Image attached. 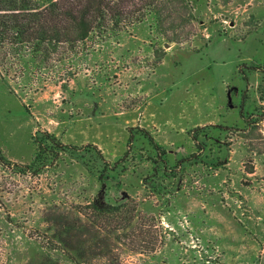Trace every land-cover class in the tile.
I'll use <instances>...</instances> for the list:
<instances>
[{
  "label": "rangeland",
  "instance_id": "1",
  "mask_svg": "<svg viewBox=\"0 0 264 264\" xmlns=\"http://www.w3.org/2000/svg\"><path fill=\"white\" fill-rule=\"evenodd\" d=\"M184 6L190 23L178 17L164 39L138 26L55 56L51 68H0V264H72L48 220L61 213L87 223L101 190L67 157L38 176L17 173L13 164L34 162L40 131L95 145L111 162L129 154L124 187L108 188L109 200L121 190L130 196L132 222L99 221L111 245L87 264H264V126L252 120L264 100V0ZM191 29L189 41L169 42ZM136 128L172 159H198L179 191L158 195L145 185V150H129Z\"/></svg>",
  "mask_w": 264,
  "mask_h": 264
},
{
  "label": "trees",
  "instance_id": "2",
  "mask_svg": "<svg viewBox=\"0 0 264 264\" xmlns=\"http://www.w3.org/2000/svg\"><path fill=\"white\" fill-rule=\"evenodd\" d=\"M184 2L186 0H0V68L6 74L17 63L22 68L48 65L51 68L55 56H74L90 42L104 45L121 36H131V29L138 26H147L150 34L156 32L164 39L167 25L175 29L178 17H181L182 23H190L182 15ZM193 32L194 29L181 33L180 38L183 39L180 42H169L182 44L189 41L184 38ZM255 115L252 116L254 124L258 122ZM205 128L196 130L194 138L198 146L203 143L199 137ZM130 133L129 150L142 147L145 154L138 155L139 163L150 167L144 179L145 185L158 195L179 191L187 165L195 164L194 161L198 159H172L169 151L150 132L136 128L131 129ZM34 143L37 147L34 162L28 167L13 164L17 173L38 176L67 157L101 185L98 197L92 203L91 214H82L87 223L81 218L71 221L61 213L49 218L58 241L65 248L58 253L64 254L72 264H87L91 258L105 257V251L111 244L106 236L101 235V232L104 235L108 232L98 222L120 215L122 222L128 225L132 222L125 218V214L134 209H131L130 196L121 190L117 200H109L108 188L124 187V177L131 168L129 154L111 162L95 145H67L48 132L41 131L34 137ZM0 160L6 161L1 151ZM168 182L172 188L165 187ZM115 233L111 230L109 234Z\"/></svg>",
  "mask_w": 264,
  "mask_h": 264
},
{
  "label": "built area",
  "instance_id": "3",
  "mask_svg": "<svg viewBox=\"0 0 264 264\" xmlns=\"http://www.w3.org/2000/svg\"><path fill=\"white\" fill-rule=\"evenodd\" d=\"M260 111L256 113L255 119L258 120L256 123L258 126H264V100L261 102Z\"/></svg>",
  "mask_w": 264,
  "mask_h": 264
}]
</instances>
